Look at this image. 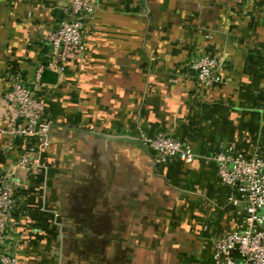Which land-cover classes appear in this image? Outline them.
<instances>
[{"label":"crops","instance_id":"obj_1","mask_svg":"<svg viewBox=\"0 0 264 264\" xmlns=\"http://www.w3.org/2000/svg\"><path fill=\"white\" fill-rule=\"evenodd\" d=\"M69 0H0V177L37 139L15 133L4 94L31 83L45 36ZM86 49L37 87L53 124L41 166L16 174L6 250L19 264H215L214 243L237 229L213 155L233 145L264 156V0H98ZM223 60L204 87L192 67ZM141 132L190 146L193 162L159 163Z\"/></svg>","mask_w":264,"mask_h":264},{"label":"built area","instance_id":"obj_2","mask_svg":"<svg viewBox=\"0 0 264 264\" xmlns=\"http://www.w3.org/2000/svg\"><path fill=\"white\" fill-rule=\"evenodd\" d=\"M97 7L98 0H69L67 16L44 38V62L39 65L34 81L28 83L21 76H14L3 96L8 117L21 123L15 133L37 139L39 144L26 148L17 163L0 177V264H19L18 242L12 251L6 250L13 215L18 208L12 185L19 184L15 176L20 170L31 172L40 167L42 155L52 144L53 124L43 119L37 87L46 70L64 74L67 66L84 54V29ZM192 67L197 81L204 87L223 82V60L219 57L204 55ZM137 139L155 154L159 163L172 159L193 162L196 158L190 146L170 135L151 136L141 132ZM212 158L221 184L231 190L228 201L245 207L239 227L223 233L215 241V264H264V156L260 151L246 156L233 145H221Z\"/></svg>","mask_w":264,"mask_h":264},{"label":"water","instance_id":"obj_3","mask_svg":"<svg viewBox=\"0 0 264 264\" xmlns=\"http://www.w3.org/2000/svg\"><path fill=\"white\" fill-rule=\"evenodd\" d=\"M138 142H139L140 144H142L141 141H138Z\"/></svg>","mask_w":264,"mask_h":264}]
</instances>
